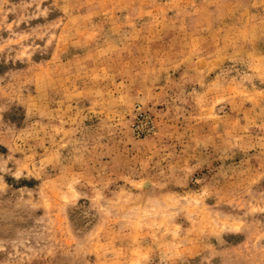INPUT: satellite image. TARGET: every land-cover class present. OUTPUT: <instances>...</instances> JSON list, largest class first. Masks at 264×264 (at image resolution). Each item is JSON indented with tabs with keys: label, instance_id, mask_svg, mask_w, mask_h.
<instances>
[{
	"label": "rangeland",
	"instance_id": "1",
	"mask_svg": "<svg viewBox=\"0 0 264 264\" xmlns=\"http://www.w3.org/2000/svg\"><path fill=\"white\" fill-rule=\"evenodd\" d=\"M0 264H264V0H0Z\"/></svg>",
	"mask_w": 264,
	"mask_h": 264
},
{
	"label": "bare ground",
	"instance_id": "2",
	"mask_svg": "<svg viewBox=\"0 0 264 264\" xmlns=\"http://www.w3.org/2000/svg\"><path fill=\"white\" fill-rule=\"evenodd\" d=\"M147 185V184H146Z\"/></svg>",
	"mask_w": 264,
	"mask_h": 264
}]
</instances>
